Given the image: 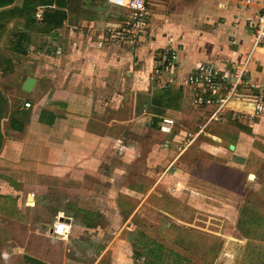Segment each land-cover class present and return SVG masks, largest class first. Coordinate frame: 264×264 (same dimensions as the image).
<instances>
[{"label": "rangeland", "instance_id": "374dc122", "mask_svg": "<svg viewBox=\"0 0 264 264\" xmlns=\"http://www.w3.org/2000/svg\"><path fill=\"white\" fill-rule=\"evenodd\" d=\"M4 1L6 0H0V3ZM124 1L113 0L114 3H110L109 0H81L80 4L83 2L86 5L82 4L80 12L69 18L67 24L69 26L65 30L57 32L58 35L54 36L52 33L53 36L46 39H33L29 35L30 39L24 40L28 45L25 55L12 53L9 42L15 39L17 32L24 29L22 21L15 18L7 24V32H5L0 46V58H8L12 63L6 66L1 63L5 59L0 60V94L9 106L10 115L7 120L2 122L0 130L3 132L10 129L8 123L12 116L29 119L31 115L38 112L37 108L34 109L32 106L25 110L20 108V104L24 101L34 100V104L43 109H45V105L52 107L51 113L55 119L42 113L38 115L46 117L48 121H51L50 124L55 123V128H74L95 134L107 132L110 134L108 139L111 147L109 150L107 149L108 154L105 156L109 164L100 170L99 180L94 181L93 185L90 183L83 185V191L81 186L76 197L73 196V186H64L65 183H58V186H54V191L57 193H55V197L51 198L56 200L44 204L43 208L39 209L44 217L43 224L37 222L39 234L32 233L33 230L30 234L27 232L29 230L26 226L27 217L30 212L26 209L24 212L18 209L16 201L8 198L12 206L9 202H4L3 206H0V209L7 213V217L11 218L0 220V241L4 238H13L12 242H19L17 246L13 243H8L7 246L4 245L5 243L2 244L0 264H28L31 256L47 260L52 255H47L46 252L50 254L52 248H60L55 253L62 254L64 250L59 241L50 243L48 239L40 236L46 232L48 227H51L50 223L49 226L45 225L48 220L58 218V212H64V215L72 218L74 222L67 244L75 242V247L72 246L70 250V245H68L64 251L67 254L68 262H73L72 264H93L101 256L98 264H144L143 258H137L134 254L137 251L133 246L132 238L137 232H142L169 249L180 253L189 259L191 264H264V192L262 194L260 190L256 191L258 193L254 192L255 185L248 182L239 184V186L236 180L240 179L238 177L240 174L228 176L227 185H223L224 188L216 187L215 191L222 192L226 189L230 193L235 188L241 187L242 193L236 196L228 195L226 191L225 195L217 193L220 196L210 194L211 197H214L209 200L210 204L208 200H203L196 206V210L191 209L193 211L183 217L187 220L184 226L188 228L185 234L175 227L176 218L164 216L151 207L160 209L164 206V208H168V206L170 207L169 202L157 201L156 205L155 202H152L151 206L144 208L141 213H136L135 216H129L126 213V218L115 215L112 207L114 206L115 209L117 201L116 203L114 201L107 202V200H111L112 193L117 194L123 188L121 181L124 175H117V170H121L122 173L126 172V184L131 181L135 182L132 185L133 189L137 188L139 183H143L140 193H145L147 184L150 185L152 181L151 177L146 174V170L141 167L145 164L146 154L152 150L154 151L153 155L158 156L162 143H169L170 150H173V147L178 143V138L173 135L160 134L152 129L150 114L167 115L174 118L177 123L176 128L181 129L178 132L180 136L185 134L184 130H192L197 125H204L203 123L208 119V113L201 110L203 107L197 104L198 101L196 103L193 100L192 97H196L193 90L188 86H183L185 89L180 88L176 91V88L165 84L168 80L165 75L167 68L165 65L158 66L157 62L163 58L166 59L171 52L178 55L179 59L177 58V60H180V55L183 60L191 56L193 59L189 66L191 69L203 61L215 63L224 61L222 56L210 55L213 52V43L206 38V35L201 34L206 30V23L199 24L202 25L201 27H196L195 25L198 23L195 24L191 21L188 26V37L172 33L163 34V31L169 30L166 27V20L172 18L170 16L172 10H175V6L180 7L193 0H145L149 8L148 13L151 14L149 25H158L157 31L154 30L156 32H153L151 37L143 38L142 43L133 47L123 44L113 45V42L103 40L102 45L107 47H105L102 57L97 58L99 53L96 52L95 43L99 33L91 29V22L94 26L97 23L107 26L105 23L117 22L116 18L118 16L122 18L126 13L115 2ZM21 2L22 0H18L16 5H20ZM191 15L184 16L183 20L190 21L191 18L193 19ZM83 20L84 22H82ZM75 27L78 29L75 30ZM159 34L165 36L163 41L162 37L160 38L161 35L157 36ZM155 40H157L156 43ZM117 48L128 50V52L141 48L139 50L141 54L139 53L137 57L133 55L128 57L132 58L134 62L139 59L138 57L144 58L143 61H139V59L138 64H134V68L153 66L147 91H139L138 88H142V85L128 84V81L123 83L126 75L122 71V67L116 66L118 54L114 49ZM91 52L95 54L94 57ZM86 55L88 57H85ZM227 58L229 57L225 58V62H228ZM129 63L126 65L129 66ZM231 64L234 65V63ZM87 66H93V69L97 68L98 71L95 72L92 69L93 73L89 74L87 69H84ZM178 67L176 65L174 68V72L177 74H179ZM61 68L68 70L69 73L68 71L63 72ZM157 70L162 72L156 73ZM190 70L187 68L183 74ZM27 77H34L38 81L29 94L21 91V86ZM70 78L73 81L69 83ZM174 86L179 88L178 85ZM161 90L165 96L163 100H173L176 109L174 108L172 113L164 111L160 105L152 104L153 100L160 96ZM178 92L180 95L177 94ZM49 94H51V102H49ZM175 95L181 96L179 104ZM214 111V107H212L210 112ZM231 118L235 119L237 116L231 115ZM228 121L232 122L231 119ZM107 123H111L110 127L107 126ZM219 127V122L211 121L205 131L217 133L215 128ZM224 138L228 139L225 144L205 140L208 143V147H205L206 150H199L195 153L197 151L196 144L199 142L196 140L194 145L182 155L179 161L180 165L191 159L193 161L198 159L207 165L208 162L217 159L218 161L215 162L224 166L222 165L224 161L218 156L219 153L217 152L218 154L215 156L211 153L215 151L213 146L219 145L226 148L228 142H234L231 133H225ZM2 140L4 141V139ZM228 148L230 147L228 146ZM127 149H130L131 154L135 152V156L130 162L127 157L126 161L122 158V153ZM164 163L167 164V160L160 163L157 173ZM250 163L258 165L260 162L259 159L251 156L248 161V164ZM204 172L208 177L206 170ZM139 175L142 177L139 178ZM242 176L244 180L245 175ZM236 190L233 194L238 192ZM62 193L65 194L66 201H64L65 198L57 197ZM113 198L117 199L116 195ZM25 201L26 204L27 201ZM32 202L28 201V205L33 206ZM118 202L120 205L122 204L121 201ZM136 204L138 201L135 200L131 204V208H134ZM182 206H184V202H180L178 208L181 209ZM218 208L221 210L225 208V211H219ZM125 221V228L118 230L117 228H120ZM29 227L33 229V226ZM129 234L131 240H128ZM71 238L73 241L70 242ZM28 239L31 240V244H34L35 240H39L40 245L33 250ZM179 243L184 244L185 247L180 246Z\"/></svg>", "mask_w": 264, "mask_h": 264}, {"label": "crops", "instance_id": "0c3cea01", "mask_svg": "<svg viewBox=\"0 0 264 264\" xmlns=\"http://www.w3.org/2000/svg\"><path fill=\"white\" fill-rule=\"evenodd\" d=\"M17 1L18 0L15 1V4ZM244 1L245 0H193L186 4L184 3L185 5H181L180 7L175 6V10H172V14L170 16L172 18L166 20V27H168L169 30L163 31V34L167 35L172 33L177 35H186V37H188V26L189 24H191V21L195 22V24L198 23L195 25L196 27H201L203 24L206 23V30L201 32V34L204 36L206 35V38L213 43V52L210 55L215 56L217 54L219 56L224 57L222 59L224 61H219L217 63L230 68H232L234 65H242L245 66L249 71L248 82L251 85H254V87L252 89L248 88V86L246 88H242L241 94H239L237 98H234V100L229 101L226 112L221 116L220 120L217 121L220 124L219 128H215L217 133H209L205 131L211 121L216 122L211 118L215 111L210 112V109L214 107L215 110L216 106L200 103L199 99L201 98V96L197 93L194 88L188 86V88L195 92L196 97H192L193 100L196 103L198 101L197 104L203 107V109L201 110L207 112L209 115H207L208 119L206 120V122L203 123L205 125V134L197 136L193 140L190 147L194 145V142L196 140H199V142L196 144L197 151L195 153H197L199 152V150L204 151L208 147V143H206L205 140L214 141V143L217 142V144H225V141L228 140L224 138L225 133H231V135L234 137L233 143L228 142L226 148L219 145L213 146L215 151L211 152L214 156L219 153L218 156H220L219 158H222V160L224 161V163L222 164L224 166H221V164L215 162L217 159L208 162L207 165H205L204 162L198 161V159L195 161L191 159L188 160L189 162H184L180 165L179 161L184 153L177 158L175 157V154L173 152L174 149L170 150V146L165 147L164 143H162L161 148L159 149L160 153L158 152L159 155H153L154 151L151 150L152 152L150 151V153L148 152L146 154L147 158L145 160V164L141 166L142 169L146 170V174L151 177L150 179H152L150 185L147 184L148 187L147 190H145V193H140L143 183H139L137 188L135 187V189H133L132 185H134L135 182L131 181L127 182L126 184V172L122 173L121 170L116 171L118 173L117 175H124L121 181L123 188L122 190L118 191L117 194L112 193L110 196L111 200H107V202L109 203L111 201H114L116 203L117 201L118 204H115V209L114 206L112 207L116 216L126 218V213L129 216H135L136 213L139 214L144 208L151 206L150 203L153 204L152 202H155V205L157 201H162L165 203L169 202L170 207L168 206V208H164V206L163 208L158 206L160 207V209L154 208L153 206L151 207L164 216H169L173 219L176 218V222L174 224L175 227L178 229V231L182 232V234H185L186 229L188 228L184 226L186 225L187 220H185L183 217H185L187 213L190 214V211H193L191 209L196 210V206L200 202H203V200H212L214 198L211 197L212 193L214 195L216 194L219 196L220 194L225 195L226 193L228 195L236 196L242 193L241 187H239L238 189L235 188V190L237 189L236 191H238L235 194H233L235 190L231 191L230 193L226 189L222 192L215 191L216 187L224 188L223 185H227L226 180H228V176L233 174H240L238 175V177H240L239 180H236L235 177L236 183L238 185L248 182L251 183L253 186L255 185L254 192H256L257 190H260L261 194L264 192V111L263 113H261V115L255 118H249L248 116H246L244 119L231 118V115L238 116L239 114H251L255 105L253 103L249 105L248 102L256 101L255 99L257 93H262V95L264 96V43L256 44L253 41L251 33L252 14L254 13V10H258V7L256 6L251 8H245V6L243 5ZM251 1L254 3L260 2L264 4V0ZM109 2L112 3L113 0H109ZM118 6L124 10V12L126 13V15L124 16L127 17V14L129 12L128 9L120 5ZM189 14H192L191 16L193 17V19L191 18L190 21H184L183 17H187L189 16ZM149 18L150 23V13ZM82 22H84V20ZM91 23V29L99 33L95 45L97 50L96 52L99 53L97 55V58H101L105 47H107L104 44L102 45L103 40L107 41L108 38V34L107 32L105 33V31H107L109 27L119 25L122 22L117 21L109 24L105 23L107 24V26L103 24V27L100 28H96L93 22ZM67 24L68 23L65 21L64 26L60 30L52 32L53 35L55 36L57 32L59 33L61 30H65L69 26ZM150 27L152 28V30L149 33L150 35H147L148 37H151L154 30L157 31V29L159 28L158 25ZM52 33H50L49 35L30 34V36L33 37V39H46L47 37L53 36ZM198 33L200 32L198 31ZM163 34L157 35H161L160 38L162 37V41L163 39H165V36ZM156 41L157 40H155V43ZM99 47H102L103 49H100ZM140 49H136L133 52H128V50L117 48L114 49V51L118 54L116 66L122 67L121 69H123L122 71L126 75V79L123 80V83H126V81H128V84L142 85V88L138 89L140 92H145L147 91V86L150 85V73L153 70V66H147L148 68L145 67L140 69L134 68V64H138V62L143 61L144 58L140 59V57H138L140 60L137 59V61L134 62L132 58L128 57L132 55L134 57H137L140 53ZM91 55L93 57L95 56L93 52H91ZM85 57L88 56L86 55ZM226 57H229L227 58L228 62H225ZM231 58L235 59L232 60ZM185 59L186 60H183V57L180 55V60H177V65L179 66L177 68V72L179 73L178 75H183L184 71L187 68L189 70L191 69L189 68V66L193 62V59L191 58V56H188ZM126 63H129V66H127ZM231 63H234V65ZM62 68L61 70L63 72L66 73V71H68L65 69L63 70ZM84 69H87V72L89 74L93 73V70L95 72L98 71L97 68L93 69V66H87V68L84 67ZM174 74L177 75V73L175 72ZM165 75H167L168 77L169 72L166 71ZM71 81L73 80H71L70 78L69 83ZM170 87L176 88V91H178L180 88H183H178L174 85ZM159 94L160 96L157 99H160L159 103L162 108H164V111L166 110L168 113H172V110H174L175 108L173 100H163L165 99V96L163 95L162 90ZM177 94L180 95V92H178ZM50 97L51 94H49V102H51ZM175 97H177V102L179 104L181 96L175 95ZM26 101L31 103L32 108H37L38 112H35L33 115H31V118L29 117V119H20V122L23 123L21 130H13L9 127L10 129L8 131L2 132V139H4V141L2 140L0 144V206H3L4 202H9L12 206L11 201L8 200V198L16 201V207L18 209H21L23 212L26 209L30 212V215L27 217L26 226L29 229L27 232L30 234L33 230L32 233L39 234V230L37 229V222H39V224H43L42 219L44 218L42 213L39 212V209L43 208L44 204L46 205L49 202H53L56 200L55 198H53V200L51 198L55 197V193H57L54 191V186H58V183H65L64 186L68 187L73 186V196L76 197L81 186L83 191V185L87 183L93 185L94 181L99 180V177L101 176L100 170H102L105 166L109 164V161H106L107 158L105 156H107L108 154L107 149L109 150L111 147L108 139V137H110V134L107 132L95 134L90 132H84L74 128L66 129V127H62L60 129L55 128V123L48 124V119L46 117H41L38 115L39 113H41L42 110H46L51 113V106L45 105L46 107L45 109H43L42 107L35 105L34 100ZM23 103L20 104V108L25 110V108L23 107ZM231 103L233 104L231 105ZM154 105L156 106L157 104ZM144 112L146 113V111ZM150 115L152 117L150 118V125L152 129H154L156 132L158 131L157 124L160 119L162 117H170L167 115ZM172 119L174 120L175 125L172 133L169 135H173V137L178 138L177 141H179L181 136L178 132L181 131V129L176 128L177 123L174 118ZM230 119L232 120V122L228 121ZM110 125L111 123H107L108 127H110ZM201 137L202 139H200ZM112 145H114V142H112ZM230 145L234 146L233 151L228 148V146ZM125 151L122 153V158L126 161L127 157L128 162H130L134 158L135 152L131 154L130 149H127ZM169 153H171V156H169ZM251 156L253 158L259 159L260 163L258 165H253L252 163L248 164V161L250 160ZM211 158L213 159L212 156ZM165 160H167V164L164 163L163 165H161L163 167L159 169L160 171H158L157 173V167H159L160 163ZM174 160H176V170L173 173H167L169 164ZM205 170L206 173H208L207 175L209 178L206 177L205 172L203 173V171ZM249 174H252L254 176V178L250 179L251 182L247 178ZM242 175H245V181L243 180ZM141 177L142 176L139 175V178ZM25 195H27V197H25ZM64 195L65 194L62 193L59 194V196L57 197H62L61 199H64ZM115 195L117 199H112V197H114ZM135 200L138 201V204H136L134 208H131V204ZM24 201L26 202V204L24 203ZM28 201H33V206H29ZM64 201H66V198L64 199ZM118 201H121L122 204L120 205V202ZM180 202H184V206H182L181 209L178 208ZM224 209L225 208H223V210ZM218 210L223 211L220 208H218ZM61 215L66 220L70 221L71 226H73L74 222L72 218L68 216L66 217L64 215V212H58V218ZM7 218L11 219L7 217V213L4 212V210L0 209V220ZM56 219L57 218H55L54 220ZM54 220L49 219L48 223H46L45 225L49 226L48 224H52L51 222ZM123 223L120 228H117L118 230H121L123 227L125 228L126 221ZM29 226H33V229H31ZM50 228L51 227H48L46 229V232L44 234H40V236L42 235L43 237L48 239L50 243H55L56 241H59L62 244V248L64 251L65 249H67V246L70 245L69 249L71 250L72 246H74L75 244V242H71L72 238L70 239V242L72 244H67L69 240H52V238L49 236ZM129 237L130 234L128 235V240ZM12 239L13 238H4V240L0 241V247H2V244L4 243L5 246H7L6 244L8 243H13L17 246L19 242H12ZM28 240L30 245L33 247V250H35L36 246L40 245L39 240H35V243H39L37 245L34 242V244H31V240ZM179 245L184 246V244L181 243H179ZM52 249L53 250L52 252H50V254L49 252H46L47 255H52L49 257V259L42 260L39 257L31 256L29 257L28 264L73 263L68 262L67 254H65L66 252L63 251V253L60 255L58 253H55V251H59L60 248ZM101 257L97 258V262L93 264H98L100 262ZM73 260L77 261L76 259Z\"/></svg>", "mask_w": 264, "mask_h": 264}, {"label": "built area", "instance_id": "2783aa9c", "mask_svg": "<svg viewBox=\"0 0 264 264\" xmlns=\"http://www.w3.org/2000/svg\"><path fill=\"white\" fill-rule=\"evenodd\" d=\"M116 4L128 9V14L124 22L119 25L111 26L107 29V40L113 42V45L123 44L127 47L138 46L142 43V39L150 35L152 28L149 26L148 6L145 0H125L124 2H115ZM245 8L258 7L252 14L251 33L253 41L256 44L264 43V4L251 0L243 2ZM42 8H38L35 12V17L39 20L41 18ZM78 27H75V30ZM145 42V41H144ZM177 55L171 52L169 56L161 61H158V66H163L168 69V80L165 84L168 86L178 85L179 87L189 86L194 88L201 96L200 103L216 106L212 119L220 120L221 116L226 112L228 103L241 94V89H252L254 85L248 82V69L245 66L237 65L232 68L222 66L215 62L203 61L193 67L189 72L183 75H175L173 70L177 65ZM161 73L162 71H155ZM249 84V85H248ZM256 101L248 102L254 104L253 112L251 114H239L237 119H244L246 116L255 118L261 115L264 111V96L262 93L256 94ZM23 107L28 109L31 103L25 101ZM175 122L170 117H162L157 124L158 131L162 134L169 135L172 133ZM205 125H197L195 129L188 130L179 139L174 146L175 157H179L191 146L193 140L204 133ZM165 147L169 144L165 143ZM175 161L169 164L167 173H173L176 170ZM52 231L49 236L52 240L68 241L71 235L72 226L70 221L66 220L62 215L53 221Z\"/></svg>", "mask_w": 264, "mask_h": 264}, {"label": "trees", "instance_id": "16d2710c", "mask_svg": "<svg viewBox=\"0 0 264 264\" xmlns=\"http://www.w3.org/2000/svg\"><path fill=\"white\" fill-rule=\"evenodd\" d=\"M15 1L16 0H6L0 3V45L4 39L5 32H7V24L12 22L15 18L21 20L24 29L17 32L14 40L9 41L12 53L19 55L27 54L28 45H26L24 40L30 39V34L48 35L56 30H60L64 26L65 21L68 23L69 18L74 17L75 14L80 12V9L86 5L82 2V6V4H80L81 0H22L20 5H16ZM38 8H42L41 18L39 20L35 17V12ZM116 19L124 22L126 18L125 16L122 18L118 16ZM95 27H103V24L97 23ZM1 59H5V61L1 63H4L6 66L12 63L8 58H0V60ZM159 100L160 99L153 100L152 104L160 105ZM8 107L5 98L0 94V128L2 122L7 120V117L10 115ZM41 113L54 119L52 113L46 110H42ZM47 122L49 124L51 121ZM22 125L23 123L20 122L19 118L14 116L9 118L8 126L11 129L21 130ZM1 141L2 131L0 130V144ZM132 243L137 251L134 253L135 257H142L144 264H191L189 259L185 256L169 249L164 244L155 241L142 232H137L134 235Z\"/></svg>", "mask_w": 264, "mask_h": 264}, {"label": "water", "instance_id": "95a60500", "mask_svg": "<svg viewBox=\"0 0 264 264\" xmlns=\"http://www.w3.org/2000/svg\"><path fill=\"white\" fill-rule=\"evenodd\" d=\"M36 82H37V79L36 78H34V77H27L25 79V81L23 82L22 86H21V91L24 92V93H26V94L31 93L32 90H33V88H34V86L36 85ZM229 147H230L229 148L230 150H233L234 149V146L233 145H230ZM253 177L254 176L252 174H249L248 175V180L249 179H252ZM51 231L52 230L50 229V232ZM129 240H131V235L129 237Z\"/></svg>", "mask_w": 264, "mask_h": 264}, {"label": "bare ground", "instance_id": "6f19581e", "mask_svg": "<svg viewBox=\"0 0 264 264\" xmlns=\"http://www.w3.org/2000/svg\"><path fill=\"white\" fill-rule=\"evenodd\" d=\"M233 103H231V105H232ZM254 178V177H253Z\"/></svg>", "mask_w": 264, "mask_h": 264}]
</instances>
